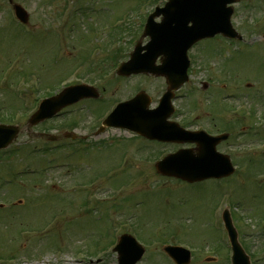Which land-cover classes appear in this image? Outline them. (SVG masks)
Listing matches in <instances>:
<instances>
[{
    "label": "rangeland",
    "instance_id": "374dc122",
    "mask_svg": "<svg viewBox=\"0 0 264 264\" xmlns=\"http://www.w3.org/2000/svg\"><path fill=\"white\" fill-rule=\"evenodd\" d=\"M9 1L0 0V108L4 106L0 115L10 112L11 105L13 109L19 106L13 125L21 134L8 150L0 152V205L6 207L0 209V256H5L0 264H83L81 257L92 264H99L97 260L117 264V255L110 251L113 247L107 250L111 254L92 258L77 252L87 253L91 247L102 251L123 233L138 236L147 247L140 264H174L163 254L162 245L152 243V237L166 233L180 236L179 240L165 236L171 244L189 250L192 245L197 256L194 262L201 264L212 249L222 257L226 254L218 219L224 196L237 205L234 212L239 216L253 215L251 220L242 216V240L246 252L254 257L253 264H264V217H254L264 216V0H248L234 7L232 22L244 37L243 43L217 38L201 43L191 53L195 58L193 86L177 93L175 117L180 122L196 116L222 118L199 107L198 113L191 114L194 109L187 108L203 100L200 86L207 81L226 87L223 99H231L234 88L238 89L231 105L239 126L233 178L194 185L176 183L155 170L157 161L182 145L143 144L134 135L115 129L95 136L99 119L93 108L105 103L103 108L110 109L114 102L128 101L144 91L154 109L165 93L161 79L119 78L116 71L122 60H129L138 42L148 43V38L142 39L146 20L156 5L164 7L167 0H11L29 12L28 29L15 21ZM115 16L125 17V25L123 31H116L121 37L113 41V29L118 26ZM207 56L214 60L208 63ZM220 62L224 75L216 70ZM19 80L20 86L13 85ZM68 84L94 86L101 103L83 101L55 120L29 127L27 120L48 89L58 91ZM190 88L196 90L190 91L193 97L191 93L185 96ZM12 89H19L23 102L11 98ZM225 107L221 102L219 113ZM74 119L75 125H66L70 126L66 129L64 123ZM64 132L75 133L86 144L64 140ZM51 138L60 140L50 143ZM90 145L93 149L88 152ZM73 147L80 151L75 156ZM33 149L51 153L47 157H43L47 153H35L36 158ZM119 181L126 185L118 187Z\"/></svg>",
    "mask_w": 264,
    "mask_h": 264
},
{
    "label": "water",
    "instance_id": "95a60500",
    "mask_svg": "<svg viewBox=\"0 0 264 264\" xmlns=\"http://www.w3.org/2000/svg\"><path fill=\"white\" fill-rule=\"evenodd\" d=\"M238 1L240 0H169L164 9L157 10L148 20L145 37L151 38L150 43L145 47L138 45L132 59L119 69V74L123 76L139 73L165 76L171 89L161 107L155 111L148 110L150 100L145 94L120 104L104 122L102 130L117 127L134 131L151 140L191 142L201 147L198 155L191 151H181L159 162L156 167L163 176L195 183L228 177L234 173L230 160L216 153L217 139H206L198 133H186L177 125L168 123L167 119L172 114L171 91L179 89L187 81V51L198 41L217 34L241 39L231 26L233 10L227 7ZM16 12L20 20L27 23L28 16L22 8L16 7ZM160 16H163V20L158 24L155 18ZM159 57H162L163 63L156 67ZM89 97L98 98L96 91L90 87L68 88L60 95L45 100L38 113L32 117L30 125L50 119L63 108ZM17 134V128L0 127V149L9 146ZM226 223L235 251L234 264H250L249 257L237 244V234L232 222L226 219ZM116 251L119 253L120 264H136L144 254V249L130 236L122 238ZM166 252L177 264H189L191 261L190 253L182 248L169 247Z\"/></svg>",
    "mask_w": 264,
    "mask_h": 264
},
{
    "label": "flooded vegetation",
    "instance_id": "af4514ba",
    "mask_svg": "<svg viewBox=\"0 0 264 264\" xmlns=\"http://www.w3.org/2000/svg\"><path fill=\"white\" fill-rule=\"evenodd\" d=\"M212 58V57H211ZM195 60V58H194ZM192 65L191 68L189 69V74L192 79L193 77V70H194V62L191 60ZM218 74L224 75L225 71L223 69V66L220 65L217 69ZM193 81H190V85L193 86ZM201 90L200 92H203V100L201 98L198 100V102L195 103V105L199 106V111L202 109L203 111H207L209 114L208 115H220L222 118L218 119H207V118H198L197 116L193 119H186L183 122H180V125L189 131H202L210 136L213 137H219V136H228V139H224L218 146H217V151L221 154L228 155L231 159L234 157H237L238 155V141L236 140V135L238 131V120L235 118V113L233 111L232 106H228L226 111H222L219 113V108H220V96L219 93L221 92L220 87H215L214 84L208 83V82H202L201 84ZM190 91H195L194 89H191L186 93L185 96H188L189 93L190 97H193V92ZM211 94H210V93ZM209 93L210 96H207L206 94ZM205 94V95H204ZM190 105V103L188 104ZM206 105V106H205ZM205 106V107H204ZM191 107V106H190ZM207 107V108H206ZM188 109H190L188 107ZM194 110H196L194 108ZM233 114L231 118H223V115H228ZM178 115V113H175V116ZM174 116V117H175ZM217 122V123H216ZM173 145V144H170ZM178 146V145H176ZM184 149H194L196 146L194 145H185L183 147ZM175 152V151H174ZM212 258H207L205 261L206 263L209 264H218L220 261L215 258L214 261H212Z\"/></svg>",
    "mask_w": 264,
    "mask_h": 264
}]
</instances>
